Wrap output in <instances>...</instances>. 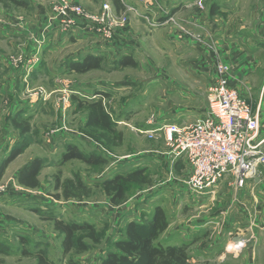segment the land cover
I'll list each match as a JSON object with an SVG mask.
<instances>
[{"label": "rangeland", "instance_id": "1", "mask_svg": "<svg viewBox=\"0 0 264 264\" xmlns=\"http://www.w3.org/2000/svg\"><path fill=\"white\" fill-rule=\"evenodd\" d=\"M23 1V6L6 7L0 4V163L11 146L22 141L29 142L22 153L8 163L0 176V264H37L35 254L39 250H44L54 264H99L102 257L114 249L113 242L124 235L125 224L130 220L146 222L156 206L166 210L170 223L157 241L186 244L190 250L199 240L213 237L214 225L220 222L221 230L227 233V240L230 239L229 244L235 238L245 242L242 250L231 251L228 248L227 252L224 248L217 247L210 252L203 251L194 258L190 257L191 264H247L246 258L249 256V264H264L262 185L253 186V182L247 180L250 181L249 186L245 183L240 190L234 192L224 176L212 188L214 192L196 193L186 185L190 171L186 161L183 158L175 159L178 163L170 160L168 152L171 147L166 142L162 126L171 121H185L187 117L183 114L188 107L193 111L194 117L206 113L205 79L208 77L206 72L198 70L201 82L191 83L188 79V82L182 81L180 84L172 75L173 72L181 77L182 69L187 71L191 67L195 74L197 69L193 61L188 64L179 59L180 44L164 41V33L168 34L170 24L152 28L144 15L155 17L154 14L144 12L138 5L130 3L135 6L137 14L127 11V23L122 27H113L112 32L116 35L118 32L129 33L133 28L139 29V37L133 31L131 35L140 45L138 51L131 52L136 66L112 67L111 59L104 58L100 68L69 76L59 72L56 63L70 48H61L57 53L47 54L39 46V53V44L33 39L35 23L43 16L40 11L48 10L52 0ZM69 1L83 6L96 20L100 19L104 3L107 4L109 16L104 25L108 27L114 24V19L121 18L120 12L114 11L111 0ZM97 37L91 38V42L106 43L107 40L103 37ZM154 42L158 44V48ZM81 45L79 42L78 47ZM73 46L77 45H72L75 48ZM41 58L46 66L41 65ZM30 59L35 63L31 70L37 68V72H34V78L28 82V90L23 94L39 97L44 105L39 111L29 113L30 116H24L30 120L33 130L28 134H21L12 126L10 119L16 115L13 95H23L19 77L25 75L26 64ZM261 64L264 65L263 60ZM260 70L247 77L252 88L248 103L253 110L258 104H262L260 86L263 71ZM58 76L65 78L64 83L60 81L58 87H54L53 81ZM68 80L82 83L78 87L83 89L87 86H84L85 83L91 82L93 85L82 91L88 96L92 94L90 99L104 96L102 100L108 111L112 112L116 129L122 132V140L111 149L104 148L82 133V116L85 113L76 109L75 102L72 103L74 108L71 106L72 100L65 93L64 85ZM188 93H197L200 98H191ZM260 116L263 120L264 101ZM150 119H155L157 125H160L153 137L143 132ZM68 143L75 144L87 154H101L106 158V163L91 166L78 159L61 162V154ZM35 157L45 161L38 174L39 185L33 189L26 188L18 184L13 173ZM137 167L145 168L149 184L132 185L128 191V200L117 206L112 205L97 184L103 179ZM57 174L61 180L80 177L92 187L90 196L82 200L57 198L56 194L60 193L54 189ZM169 182L179 183L180 188L186 189V195L171 194L167 188ZM246 189L247 194L244 193ZM223 214L230 215V221L234 219V223L219 221ZM53 218L63 222L91 223L100 239L93 243L85 238L87 250L79 252L71 249L65 252L62 247L64 235L54 228ZM24 251L27 253H23Z\"/></svg>", "mask_w": 264, "mask_h": 264}, {"label": "crops", "instance_id": "2", "mask_svg": "<svg viewBox=\"0 0 264 264\" xmlns=\"http://www.w3.org/2000/svg\"><path fill=\"white\" fill-rule=\"evenodd\" d=\"M75 1H80V0H75ZM126 1L138 5V7L141 10H144V12L148 13L150 11V14L152 15L154 14V16L160 14L161 8L170 11L174 15L177 14L175 15L177 20V25L171 26V29L168 30V34L164 33L166 37L164 38V41H167L171 44L173 43L175 45L180 44L179 46L181 47L179 48H181V50L179 52V59L185 61V63L188 64L190 63V61H193L195 68L197 69L195 70V74H193L191 71L193 69L192 67H191L192 69L187 68V71L183 68L182 69L183 76L181 77L176 76L171 71L172 75L176 78V80H178V82H180V84L182 81L188 82V79L190 80L191 83L201 82L200 81L201 75L198 73V70H200L208 74V77H206L205 79L206 84L208 86L210 82L213 80V66L215 59L219 58L229 63L232 66V73H231L232 75L230 79V84L234 88H236L239 91V93L246 98L248 102V98L251 97L250 92L252 88L248 84L247 77H249L252 74H255L256 71L261 69L263 71L262 84L260 86V90H261L260 99L262 104L260 103L261 105L260 104L259 105H260V109H262L263 101H264V65L261 64V60L264 61V0H203L204 5L202 8H199L194 4L196 0H153L152 4L151 2L140 3L137 2V0H126ZM189 1L191 3H189ZM111 3L114 11L119 12L120 5L117 6V4L113 2V0H111ZM40 13H42L43 16L41 20L35 23V27L33 28L34 36L42 37V42H40L41 44L39 46L42 48V51L44 52L46 51L47 54L57 53L61 48H65V47L70 48V50L63 57H61L59 61L56 63V67L58 68V71L64 72L69 76H74V74L76 73H70L65 69L63 62L67 58H80L86 53H91L94 55L100 54L104 56L106 60L108 59L113 60L119 54L126 52L132 54L131 52L134 53L135 50L138 51V48L140 46L139 41L138 42L137 40L134 41L133 40L134 38L131 36L133 35V32L136 34V37L140 36V31L139 29L136 28L132 29L133 32L129 30V33L118 32L116 35H113L112 40L105 41L106 43L91 42L92 41L91 38L97 36L101 37V36L93 32L92 30L84 28L83 26L81 27L75 26L68 30H63L57 24L51 23V20L49 18L50 16L49 8L48 10L46 9L41 10ZM179 25H183L189 28L191 31L200 32L205 42H211V41L213 42V48L209 49L207 45L203 43L202 44L196 43L189 36H186L184 33H182V31L178 27ZM28 34H30V31ZM135 39L139 40V38H135ZM79 42L82 43L81 47H78ZM154 43L155 46L158 48V44L156 42ZM72 45H77V46H73L75 48H72ZM41 48L39 49L38 47L39 53ZM34 52L37 53V51ZM110 56L112 57L110 58ZM28 61L29 63L26 64V71L25 69L23 70V72L25 71L24 73L25 75L23 76L21 75L19 77V85L20 88L22 89V94L27 92L26 89L28 86V82L32 81V78H34L35 75L34 72L37 69L35 68L31 70V68L35 63L31 62L32 61L31 59ZM42 64L43 66L47 65L44 64L43 58H41V65ZM28 73H30L29 76ZM184 75H186V78H184ZM64 79H65L64 77L58 76L57 79L53 81L54 87L55 86L58 87V83L60 81L63 82ZM64 85H66V90L69 92L70 100L72 94H75L80 99H87V98H91L92 96L91 94L89 95L90 96L89 97L88 95L82 92L84 89L89 88L90 85H93L91 84V82L87 84L85 83L84 86L86 85L87 86L84 87V89L83 87H78L82 85V83L81 84L77 82L73 83L72 81L69 82V80ZM102 91L103 90H101V92ZM46 92L49 93L47 89ZM23 95L22 97L13 95L14 96L13 106L15 109V114H19L20 116H25L31 113L32 111L33 112L35 110L39 111L40 108H42V105H44V103H42L43 101L40 100V98L35 95L27 94V96L24 95V97ZM188 95H190L191 98L194 99L200 98V95H198L197 93L194 94L188 93ZM10 96L12 97V94H10ZM100 97L104 98V96H100ZM71 106L74 108L72 102H71ZM186 109H187L186 113L183 114V116L187 117L185 121L179 120V122L171 121L169 123L184 125L192 122L194 118L198 117V116L194 117V113L193 111H191L190 107ZM85 117L86 116L84 114L82 116L83 122L85 120ZM146 123L148 126L146 129H155L157 127H160V125H157L158 123L155 119L153 120L150 119ZM261 126L262 127L260 130V136L264 138L263 135L264 119L261 120ZM14 141L15 140H12V143H15ZM12 147L13 146H11L9 150H11ZM168 153L170 154L171 157L170 160L178 163V160L174 159L173 154L170 152V150ZM185 163L187 164V162ZM18 169H16L13 174L16 175ZM251 182H253V184L251 183L253 186L262 185V187L264 188V184H263L264 176L261 177L260 181H258V179H255L253 181L251 180ZM249 183L250 181L249 182L247 181V186H249ZM167 188L168 191L170 190L171 194H174L175 196L180 194H183V196L186 195L185 194L186 189L180 188L179 183L173 184L172 182H169ZM255 190L256 189H254L253 187V191ZM247 192L248 191L246 189L244 193L247 194ZM155 197L157 198L156 195ZM219 221L222 222L230 221V215L223 214ZM213 222L214 221H212V223ZM230 222L231 224H233L234 219L231 220ZM216 223L218 226L214 225L213 237L207 240H203V239L199 240L194 245V247H191L190 250L188 248V254L190 255L191 258H194L203 251L204 252L213 251L217 247L224 248V250L227 252H228L227 250L228 248L231 251H237L238 249L234 248V244L238 243V241L242 242L241 246H244L245 242L243 243V241L237 240V238L233 239L234 244L233 243L229 244L230 239L227 240L228 238L226 237L227 233L224 230H221L222 224H220V222H216ZM242 225L245 226L244 223ZM229 234L231 235L232 233L229 231ZM228 244L229 246H227ZM221 252L224 253V251L222 250ZM246 259L248 262L247 264H249L251 262L250 256L249 258Z\"/></svg>", "mask_w": 264, "mask_h": 264}, {"label": "built area", "instance_id": "3", "mask_svg": "<svg viewBox=\"0 0 264 264\" xmlns=\"http://www.w3.org/2000/svg\"><path fill=\"white\" fill-rule=\"evenodd\" d=\"M138 1L153 3V0ZM120 4L123 9L119 11L121 18L114 19V24H110V27L104 25L109 16L107 4L103 5L100 19L96 20L78 3L52 0L49 5V18L51 23L57 24L63 30L83 26L109 41L114 35L112 28L122 27L127 23V11L137 14L133 4L125 0H120ZM194 4L202 8L203 0H196ZM144 18L152 28L166 24L177 25L175 15L163 8L158 17H149L146 14ZM178 27L196 43L213 48V42H205L200 32L191 31L183 25ZM33 39L39 45L42 42V37L34 36ZM231 73L232 66L216 58L213 80L207 86L206 113L184 125L167 123L162 126L174 159L183 158L187 162L190 171L186 185L190 191L196 193L214 192L212 188L224 176L234 192L240 190L247 180L260 181L264 176V138L260 136V105L255 110L252 109L246 98L230 84ZM65 93L69 95L67 90ZM157 130L158 128L146 129L143 132L153 137ZM241 245L240 242L234 244L239 246L238 250L243 247Z\"/></svg>", "mask_w": 264, "mask_h": 264}, {"label": "trees", "instance_id": "4", "mask_svg": "<svg viewBox=\"0 0 264 264\" xmlns=\"http://www.w3.org/2000/svg\"><path fill=\"white\" fill-rule=\"evenodd\" d=\"M117 6L121 5L120 0H113ZM3 6H23V0H0ZM118 8V7H117ZM104 56L86 53L80 58H67L63 65L70 73H85L98 69L102 66ZM112 67L136 66L132 54L122 53L111 60ZM78 111L85 113V120L81 131L87 137L93 139L106 149L122 140V132L116 129V121L111 113L104 106L101 98L80 99L75 94L71 96ZM12 126L21 134H28L33 130L27 117L16 114L11 117ZM117 140V142H116ZM116 142V143H115ZM29 143V142H28ZM26 141L19 142L7 154L0 163V176L3 170L15 157L22 153L28 145ZM71 159H78L88 165H103L106 158L97 153H85L75 144L68 143L61 154V162ZM44 159L35 157L24 164L16 173V180L19 185L26 188H37L39 185L38 174L44 165ZM150 180L144 167H137L123 174H116L110 178L101 180L99 185L108 196L109 202L120 205L128 200V191L132 185L149 184ZM54 189L60 191L56 197L64 199L82 200L89 197L92 187L84 183L80 177H67L61 180L59 174L55 176ZM54 228L60 231L64 237L62 247L65 252L75 249L79 252L87 250L84 241L88 238L91 242L97 243L99 236L94 226L88 222H63L61 219L53 218ZM169 225L165 210L156 206L146 222L135 220L128 221L124 226V235L113 242V250L108 251L100 260L99 264H191L186 244H170L157 241ZM1 252V250H0ZM23 253H27L24 251ZM37 264H54L51 262L44 250L35 254Z\"/></svg>", "mask_w": 264, "mask_h": 264}, {"label": "bare ground", "instance_id": "5", "mask_svg": "<svg viewBox=\"0 0 264 264\" xmlns=\"http://www.w3.org/2000/svg\"><path fill=\"white\" fill-rule=\"evenodd\" d=\"M239 247V246H238ZM237 246H234V248H238Z\"/></svg>", "mask_w": 264, "mask_h": 264}]
</instances>
